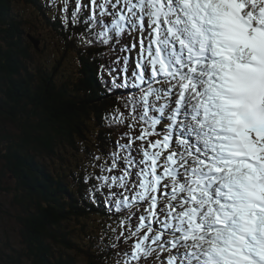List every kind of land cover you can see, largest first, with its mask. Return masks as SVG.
<instances>
[{
    "label": "snow or ice",
    "instance_id": "snow-or-ice-1",
    "mask_svg": "<svg viewBox=\"0 0 264 264\" xmlns=\"http://www.w3.org/2000/svg\"><path fill=\"white\" fill-rule=\"evenodd\" d=\"M60 10L68 24L69 0ZM82 16L87 43L131 53L139 34L130 111L113 119L140 134L125 133L101 166L121 175L97 177L124 190L109 193L114 214L144 206L138 224L121 220L124 242L136 237L122 264L154 253L161 264H264V0H76L71 24Z\"/></svg>",
    "mask_w": 264,
    "mask_h": 264
},
{
    "label": "trees",
    "instance_id": "trees-1",
    "mask_svg": "<svg viewBox=\"0 0 264 264\" xmlns=\"http://www.w3.org/2000/svg\"><path fill=\"white\" fill-rule=\"evenodd\" d=\"M16 2L29 8H15ZM75 3L69 0V23L61 24L59 2L0 0V190L10 195L0 201V264H122L117 253L130 251L136 239L125 243L127 225L120 224L132 213L138 224L144 206L114 214L109 193L124 190L100 188L97 179L121 175L120 168L109 173L101 166L112 164L117 142L127 144L125 133L139 135L136 125L129 129L131 119H113L130 111V94L125 102L120 86V45L87 43L94 37L83 16L76 26L70 22ZM47 32L60 43L59 56L27 37L41 41ZM71 52L72 61L66 59ZM110 69L116 70L111 77ZM5 219L13 229L2 226Z\"/></svg>",
    "mask_w": 264,
    "mask_h": 264
},
{
    "label": "rangeland",
    "instance_id": "rangeland-1",
    "mask_svg": "<svg viewBox=\"0 0 264 264\" xmlns=\"http://www.w3.org/2000/svg\"><path fill=\"white\" fill-rule=\"evenodd\" d=\"M89 11H90V8H89ZM136 35L139 36L138 33L134 34L133 36H136ZM131 38L132 37H129V40L130 41H131ZM41 41L39 42V44H41V45H42V43L43 44H47V46H48V52H50L53 56L54 55H56V56H59L60 55V53H61V50L59 49L60 44L57 43V41H56V39H55V37L53 35H51V34H49L47 32L45 34V36L42 37V40ZM137 44H139V43L137 42ZM48 59H50V57ZM66 59H69V60L72 61L73 60V57L72 56H68ZM69 60H68V63H71V62H69ZM135 60H136V55L134 56V59H132V61H135ZM4 198L7 199V200L8 199L10 200V195L7 194L6 192H3V191L0 190V201L1 200H4ZM3 224H4V225H2L3 227L9 228L11 226V229H13L12 223L10 221L7 224V219L4 220ZM0 229L2 230V227L1 226H0ZM168 255H169V253H163V255H162L161 258L163 260H165V262H166V258H167ZM143 264H161V261L159 259H157L156 254H155L154 256H152V257L147 258L146 260H144L143 261Z\"/></svg>",
    "mask_w": 264,
    "mask_h": 264
},
{
    "label": "bare ground",
    "instance_id": "bare-ground-1",
    "mask_svg": "<svg viewBox=\"0 0 264 264\" xmlns=\"http://www.w3.org/2000/svg\"><path fill=\"white\" fill-rule=\"evenodd\" d=\"M138 43H139V42H138ZM107 46H108V45H107ZM108 48H110V47L108 46ZM116 50H117V49H116ZM113 53H114V52H113ZM114 54H115V53H114ZM113 57H114V56H113ZM115 57H117V54H115ZM122 57H123V56H122ZM95 59H96V58H95ZM97 59H98V58H97ZM110 59H111V58H110ZM116 61H117V60H116ZM112 62H113V61H112ZM108 63H109V62H108ZM113 63H114V62H113ZM115 63H116V62H115ZM119 63H120V62H119ZM97 65H98V64H97ZM113 65H114V67H115V65H118V64L116 63V64H113ZM120 65H121V64H119V66H120ZM110 66H111V65H110ZM104 67H105V66H104ZM98 68H99V67H98ZM101 68H102V67H101ZM112 68H113V67H112ZM108 69H109V68H108ZM108 69H107V70H108ZM118 69H119V68H118ZM98 70H99V69H98ZM107 74H108V73H107ZM114 74H115V72H114ZM117 74H118V73H117ZM117 74H116V75H117ZM98 75H99V74H98ZM102 75H103V74H102ZM109 76L111 77V75H109ZM119 76H120V75H119ZM106 78H107V77H106ZM100 80H101V79H100ZM105 80H106V79H105ZM110 80H111V79H110ZM97 81H98V80H97ZM99 82H100V81H99ZM103 82H104V81H103ZM103 82H102V83H103ZM111 92H112V90H111ZM119 95H120V94H119ZM114 97H115V96H114ZM125 102H126V100H125ZM111 150H112V149H111ZM110 153H113V151L110 152ZM92 156H93V155H92ZM95 156H96V155H95ZM99 156H100V155H99ZM99 156H98V157H99ZM93 157H94V156H93ZM93 159H96V158H93ZM136 218H137V217H136ZM134 220H135V219H134ZM137 221H139V220H137ZM134 223H135V222H134ZM134 223H133V224H134ZM91 240H93V238H92Z\"/></svg>",
    "mask_w": 264,
    "mask_h": 264
}]
</instances>
